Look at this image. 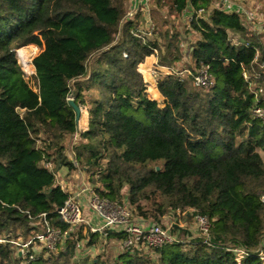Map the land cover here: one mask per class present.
<instances>
[{
	"label": "trees",
	"instance_id": "1",
	"mask_svg": "<svg viewBox=\"0 0 264 264\" xmlns=\"http://www.w3.org/2000/svg\"><path fill=\"white\" fill-rule=\"evenodd\" d=\"M218 1L148 0V16L126 17L128 0H0V264H75L70 233L57 254L30 251L32 259L7 242L38 232L41 214L68 232L57 210L69 193L54 171L74 174L67 154L75 134L74 158L100 198L125 202L138 223L194 209L209 224L206 238L148 253L123 249L91 264H260L264 183L253 184L264 182V121L252 111H264V22L258 32ZM162 8L188 14L196 38L187 50L180 48L185 32L167 27V18L159 36L148 32ZM38 37L44 47L31 59L34 91L16 50L36 52ZM150 56L170 70L157 81L160 102L144 96L138 71ZM182 64L190 74L173 70ZM202 66L213 82L207 88L193 84ZM70 95L88 113L82 133ZM85 119L83 111L81 127ZM123 237L108 231L106 240ZM87 238L92 245L98 236ZM234 249L245 252L239 262Z\"/></svg>",
	"mask_w": 264,
	"mask_h": 264
},
{
	"label": "built area",
	"instance_id": "2",
	"mask_svg": "<svg viewBox=\"0 0 264 264\" xmlns=\"http://www.w3.org/2000/svg\"><path fill=\"white\" fill-rule=\"evenodd\" d=\"M128 4L129 8L126 17H132L138 10L148 16V0H128ZM187 73L190 74L188 71ZM242 75L244 79H248L249 77L246 71H243ZM212 83L204 66L193 75L195 87L205 88L211 86ZM66 100L72 101L71 95ZM252 113L264 121V111L261 108L255 107ZM77 139L78 135L75 134L72 140L74 142ZM71 161L75 167L74 178L77 180V183L73 186L75 188L74 192L70 191V188H72L70 187V182L63 181L60 178L59 172L54 171L56 183L60 185L61 189L69 193V197L63 206L57 210L59 217L68 225V232H62L60 228L52 226L46 220L45 214H41L38 216L42 219L41 229L38 232L26 241H22L20 238L7 240L20 256H28L29 259H32L33 254L30 251L42 252L44 256L55 255L62 249L67 233H70L74 240L73 263L80 260L81 252L84 249L88 251L91 247L89 245V238L85 240L77 239V236L81 233L85 234L86 237L88 233L97 235V243L101 246L102 253L106 249L108 231L124 234L123 239L118 244L122 250L130 252L144 251L148 253L165 244L176 241V239L170 236L171 230L176 226L175 219L166 226L153 222L146 224L138 223L134 220L132 212L125 202L120 203L117 200L100 198L95 194L92 187L87 183L88 181L86 182L84 174L79 169L75 158L72 157ZM42 166L49 170L53 169V165L48 161L42 162ZM260 199L263 200L264 196H261ZM187 210L192 211L201 237L206 238L209 231L207 216L194 209ZM261 240L256 257L260 260V264H264V235ZM5 241L1 239L0 243ZM85 246L87 247L85 248ZM233 252L237 262L245 255V252L241 249H234Z\"/></svg>",
	"mask_w": 264,
	"mask_h": 264
},
{
	"label": "rangeland",
	"instance_id": "3",
	"mask_svg": "<svg viewBox=\"0 0 264 264\" xmlns=\"http://www.w3.org/2000/svg\"><path fill=\"white\" fill-rule=\"evenodd\" d=\"M226 1H228V4L230 7H234L235 9L240 10V12L242 13V16H243V20H244L243 22L246 26H249L251 28H254L256 26L257 27V29H255L256 31L263 32L262 27H260L259 25H262V23L264 22V0H224V1L219 0L217 3H219V4L224 3V6H225L224 8H226V5H227V3H225ZM126 8H127V10L129 8L128 2L126 5ZM152 9H156V8L153 7ZM247 17H248V19H247ZM153 18H154V21L153 20L152 21H153L154 26L152 29H148L149 25H150V24H147L148 22L145 23L146 26H144V27L142 26L144 30L148 29V32L150 33L151 36L152 35H154L155 37L159 36L158 34L161 31V22L165 20L164 18H167L169 20L167 25H166L167 27L172 25V23H173L174 28L178 29L181 33L185 32L184 35L182 34L183 39L180 41V48L182 50H184V51L187 50L188 47L190 46V44L196 38V34L190 30V26L188 23V14L173 17L172 15L168 14L167 8H162V10L156 11L154 13ZM162 39L160 40V43L164 44L165 41ZM35 46H37V48H38L36 52L34 49L29 51V52L23 51L29 57V64H31L32 60L37 56L36 55L35 57H33L38 52V50H39L38 54H40L43 50L44 43L39 37L37 39V44ZM16 55H17V59H18V64L20 65L21 70L24 73L25 79L29 83V86L34 91H37V80L35 78L34 68L31 70V67L29 66V64L27 65L28 68L23 66L22 60L20 59L17 50H16ZM156 63H157L156 57L150 56V57L146 58L145 61L141 64V65L145 64V66L140 67L141 65H139L138 71L141 73L143 80L147 86V90H146L144 96L147 99H151V100L156 99V100H158V102H160L161 96L157 91V86H156L157 81L159 79H161L163 76H165L166 74H168L170 72V70L167 67L158 66ZM28 70L29 71L31 70V71L28 72ZM173 70L183 72L184 74H186L188 71L186 65H184V64L178 65ZM32 73H34V74H32ZM205 88H207V87H205ZM93 95H95V94H93ZM79 108H80V111L86 110L85 106H79ZM77 128L79 130H81L79 123H77ZM74 142H76V141H74ZM74 142L72 139L69 142V147H68L69 149H68L67 156H69L70 158L74 157V155H75V153L73 151ZM261 155L264 158V154L261 153ZM139 172H141V171H139ZM74 176L75 175L73 174L72 178H70L68 180L70 182V187H72V188H70L71 192L75 191V188H73V186L77 183V180L74 178ZM84 177H85V175H84ZM85 180L87 182L86 177H85ZM263 183L264 182H262V181H258V182H255L253 185L255 187H257V186L259 187ZM125 192H126V189L124 188L122 190V194L125 195ZM176 211H178V212L176 213ZM174 219H175V223H176L175 227L177 228V230H171V232H173V233H171L170 236L173 239L183 240L185 242H189L193 239L201 237L198 224L196 223L195 218L192 215L191 210H187V209L186 210H171L161 218V222L159 224L162 226H166V225H168V223H170ZM183 233H186V234H183ZM80 235H81L80 240H85L87 238L85 236V234H83V233H81ZM92 245L88 249V251L84 249V251L81 252L80 260L77 262H74V263H76V264H91L92 259H95V258H98L99 262H102L104 259L103 256H107V254H109V256H110V254L114 255L115 253H118L122 250L118 244V241L114 240V239L107 243L106 249L103 253L101 252L102 251L101 246H99V244L97 242L92 244ZM87 246H85V248Z\"/></svg>",
	"mask_w": 264,
	"mask_h": 264
},
{
	"label": "crops",
	"instance_id": "4",
	"mask_svg": "<svg viewBox=\"0 0 264 264\" xmlns=\"http://www.w3.org/2000/svg\"><path fill=\"white\" fill-rule=\"evenodd\" d=\"M36 51H37V48H36ZM152 100H156V99H152ZM81 113H80V117H79V119H78V121H77V123H79V125H80V120H81V118H82V113H83V111L81 110L80 111ZM85 113H86V119H85V123H83V125H82V127H81V130H79L78 128H77V131L78 132H80V133H82V132H84L85 130H87V128H88V113H87V110H85ZM63 172H62V171ZM58 172H59V174H60V178L61 179H63V181H65V182H69L68 180L70 179V178H72V176H73V173L72 174H70V173H67V171L64 169V168H61V169H59L58 170ZM70 175V176H69ZM72 175V176H71ZM95 259H92V261H94Z\"/></svg>",
	"mask_w": 264,
	"mask_h": 264
},
{
	"label": "bare ground",
	"instance_id": "5",
	"mask_svg": "<svg viewBox=\"0 0 264 264\" xmlns=\"http://www.w3.org/2000/svg\"><path fill=\"white\" fill-rule=\"evenodd\" d=\"M17 52H18V55H19L20 59L22 60L23 66L26 67V68H28L27 65L29 64V57L23 51L17 50ZM29 66L31 67V70H32L33 67L31 66V64H29ZM30 71L28 70V72H30Z\"/></svg>",
	"mask_w": 264,
	"mask_h": 264
},
{
	"label": "water",
	"instance_id": "6",
	"mask_svg": "<svg viewBox=\"0 0 264 264\" xmlns=\"http://www.w3.org/2000/svg\"><path fill=\"white\" fill-rule=\"evenodd\" d=\"M68 104L72 107V109H73V111L75 113V119H76V122H77L79 117H80V113H81L80 112V108L77 105H75L73 103V101H68Z\"/></svg>",
	"mask_w": 264,
	"mask_h": 264
}]
</instances>
